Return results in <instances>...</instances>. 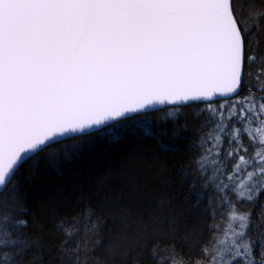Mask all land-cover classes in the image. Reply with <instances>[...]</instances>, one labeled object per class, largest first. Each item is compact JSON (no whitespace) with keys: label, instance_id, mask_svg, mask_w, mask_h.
Segmentation results:
<instances>
[{"label":"snow or ice","instance_id":"1","mask_svg":"<svg viewBox=\"0 0 264 264\" xmlns=\"http://www.w3.org/2000/svg\"><path fill=\"white\" fill-rule=\"evenodd\" d=\"M250 16L258 27L264 10ZM250 36L234 0H0V264H17L33 243L12 184L28 154L151 105L199 100L213 128L189 155L211 147L185 172L200 179L211 169L230 222L195 264H264V237L248 236L253 212L228 195L232 185L238 200L264 195V82L259 98L250 85L240 96L245 65L256 59ZM172 264L185 262L173 256Z\"/></svg>","mask_w":264,"mask_h":264},{"label":"trees","instance_id":"2","mask_svg":"<svg viewBox=\"0 0 264 264\" xmlns=\"http://www.w3.org/2000/svg\"><path fill=\"white\" fill-rule=\"evenodd\" d=\"M234 5L238 17L251 26L249 55L256 56L245 65L240 96L249 95L250 85L259 98L264 16L257 27L250 10H264V0H234ZM203 106L134 116L116 123L124 126L119 133L108 127L73 137L23 163L22 176H14L12 184L20 189L27 209L19 217L29 221L21 231L33 243L31 250L14 257L17 264H160L154 255L167 264L173 256L185 264L205 260L201 249L223 231L228 210L222 204L221 209L217 188L206 180L208 172L200 179L190 178L199 176L195 171L185 172L204 155L203 147L196 156L189 155L203 134L198 126L181 122ZM172 109L183 110L182 118L169 116ZM162 115L166 120L156 122ZM136 118L144 122L137 124ZM230 199L241 212H253L248 236L264 237V195L253 202Z\"/></svg>","mask_w":264,"mask_h":264},{"label":"rangeland","instance_id":"3","mask_svg":"<svg viewBox=\"0 0 264 264\" xmlns=\"http://www.w3.org/2000/svg\"><path fill=\"white\" fill-rule=\"evenodd\" d=\"M223 103V102H222ZM213 106L214 107H217V105L216 104H213ZM205 109V106H203L202 108H200L199 110H196V111H194L193 113H194V115L193 116H191V119L188 117V119H186L185 120V122L183 121V122H181L182 123V125H184L185 127H190V126H194V125H196V126H198L197 128H198V130L200 131L199 133H202L203 135H202V139H207V137H206V133H208V132H210V130L213 128V125L211 124V123H209V113H208V111H203L202 112V110H204ZM184 111L183 110H181V109H177V110H175V109H172V110H169L168 111V114H169V116L170 115H173L172 117L173 118H176V119H181L182 117H180V116H182V113H183ZM164 115H162L161 116V118H157L156 119V122H158V121H164V120H166L165 119V116L163 117ZM163 117V118H162ZM130 119V118H129ZM128 119H126V120H122V121H127ZM120 122V121H119ZM141 122H144L143 121V119H141V118H136V123L138 124V123H141ZM171 123V122H170ZM116 124V123H115ZM238 126V125H237ZM111 128H110V131H112V133H119V130H120V128H124V126H123V123H118V124H116V125H112V126H110ZM245 136L246 137H243V140H244V142H245V144L247 145L248 144V137H247V135L245 134ZM209 147H211V141H208L207 143H205L204 144V146H203V148L205 149V148H209ZM253 149H251L250 148V152L252 151ZM243 154V153H242ZM213 158H215V157H213ZM235 163V162H234ZM248 170L250 171L251 170V168L249 167L248 168ZM232 171V169L231 170H229L228 172H231ZM206 174V173H205ZM204 174V175H205ZM208 175L211 177L212 176V171H211V169H209V171H208ZM238 175H239V173H238ZM207 177V176H206ZM208 178V177H207ZM206 178V180H207V182L211 185L212 183H211V180H209V179H207ZM243 178V177H242ZM213 182V181H212ZM225 182H227V180L225 179ZM216 183H219V181H215V182H213V184L212 185H216ZM211 185V186H212ZM232 187H235V185H232V186H230V189H229V192H228V195H229V199H230V196L231 197H236L237 198V194L234 192V191H232L231 189H232ZM218 193V195H220V198L224 195V193H222V192H220V191H218L217 192ZM240 199H246V198H240ZM231 200V199H230ZM218 202H219V204H220V206H221V200L219 199L218 200ZM233 203V202H232ZM223 207H225V208H227V210H228V213H229V205L227 204V202L224 204V205H222ZM221 206V209L223 208ZM223 210V209H222ZM227 213V215H228V218L225 220L226 221V223H225V225H224V229L223 230H225L226 229V227H227V225H228V223L230 222V217H229V214Z\"/></svg>","mask_w":264,"mask_h":264},{"label":"water","instance_id":"4","mask_svg":"<svg viewBox=\"0 0 264 264\" xmlns=\"http://www.w3.org/2000/svg\"><path fill=\"white\" fill-rule=\"evenodd\" d=\"M242 90H243V88H242ZM242 90L240 91V94H241ZM234 98H236V97H233V99ZM218 101H223V100L219 96H217V97L213 98L211 102L213 103V102H218ZM204 103L205 102L203 100H199V101L177 102L175 104H172V103L155 104V105H151V106H149V107H147L145 109H141L139 112L126 113L124 117H120V118H117L116 120L108 121L105 124H102V125H99V126H94L91 129H85L84 132L68 133V134H66V136L58 137L56 139L59 142H61V141H65V140L73 138V137H77V136H82V135H87V134H91V133H94V132H98L100 130L108 128L109 126H111V125H113V124H115V123H117L119 121L126 120V119H129V118L134 117V116L150 114V113L158 112V111H161V110H164V109H167V108H172V107H185V106H189V105H192V104H204ZM55 143H58V142H52V143H50L49 146H51V145H53ZM28 155L31 156V157L34 156L33 154H28ZM25 159L27 161L29 158L26 157Z\"/></svg>","mask_w":264,"mask_h":264}]
</instances>
